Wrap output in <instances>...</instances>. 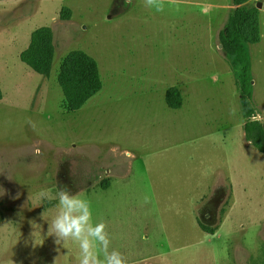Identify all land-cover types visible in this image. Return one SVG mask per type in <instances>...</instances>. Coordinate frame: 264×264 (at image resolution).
Wrapping results in <instances>:
<instances>
[{"label": "rangeland", "instance_id": "obj_1", "mask_svg": "<svg viewBox=\"0 0 264 264\" xmlns=\"http://www.w3.org/2000/svg\"><path fill=\"white\" fill-rule=\"evenodd\" d=\"M259 3L261 41L247 50L251 135L264 147V0L242 7ZM236 8L0 1V264H78V245L48 233L62 185L91 201L128 264H264V154L246 138L238 70L220 41ZM42 26L54 31L49 77L17 55ZM74 50L96 59L103 87L71 112L59 75ZM172 87L181 108L166 101Z\"/></svg>", "mask_w": 264, "mask_h": 264}, {"label": "trees", "instance_id": "obj_2", "mask_svg": "<svg viewBox=\"0 0 264 264\" xmlns=\"http://www.w3.org/2000/svg\"><path fill=\"white\" fill-rule=\"evenodd\" d=\"M1 1V0H0ZM249 0H233L237 6L227 29L220 33L223 48L230 56V64L238 70L237 86L241 93L242 113L247 120L244 131L248 141L262 154L264 147L253 141L251 118L257 112L253 98L252 59L247 50L248 44L261 41L260 10L257 6L242 7ZM72 17V9L63 7L60 18L68 20ZM55 57L54 31L49 26L35 29L31 41L21 55V60L37 73L49 77ZM59 84L64 95V107L68 111H77L96 95L103 87L98 62L83 50H74L66 57L59 75ZM4 93L0 86V100ZM166 101L171 108H181L183 96L177 87L166 93ZM202 229L208 233L215 230L200 222Z\"/></svg>", "mask_w": 264, "mask_h": 264}, {"label": "clouds", "instance_id": "obj_3", "mask_svg": "<svg viewBox=\"0 0 264 264\" xmlns=\"http://www.w3.org/2000/svg\"><path fill=\"white\" fill-rule=\"evenodd\" d=\"M131 3V0H126ZM147 6L157 12L164 11V0H145ZM41 198H49L47 191ZM57 214L49 224L48 233L62 241H72L78 245V264H128L127 258L111 248L112 238L104 221L94 222L91 201L73 193L67 185L58 192Z\"/></svg>", "mask_w": 264, "mask_h": 264}, {"label": "crops", "instance_id": "obj_4", "mask_svg": "<svg viewBox=\"0 0 264 264\" xmlns=\"http://www.w3.org/2000/svg\"><path fill=\"white\" fill-rule=\"evenodd\" d=\"M1 1H4V0H1ZM34 31V30H33ZM32 31V32H33ZM32 34V33H31ZM16 38V37H15ZM17 40V39H16ZM30 41H31V35L30 36H27V43L25 44L24 48H22L19 52H18V56L20 57L21 53L28 48L29 44H30ZM21 59V58H20ZM22 61V60H21ZM23 62V61H22ZM27 65V64H26ZM31 68V67H30ZM32 69V68H31ZM36 72V71H35ZM91 99V98H90ZM89 101V100H88ZM200 218V217H199Z\"/></svg>", "mask_w": 264, "mask_h": 264}, {"label": "water", "instance_id": "obj_5", "mask_svg": "<svg viewBox=\"0 0 264 264\" xmlns=\"http://www.w3.org/2000/svg\"><path fill=\"white\" fill-rule=\"evenodd\" d=\"M261 6H262L261 3H259V4L257 5L258 8H261ZM199 217H200V220H201L203 223H209V222L206 221V220H207V219H206L207 214H200Z\"/></svg>", "mask_w": 264, "mask_h": 264}]
</instances>
